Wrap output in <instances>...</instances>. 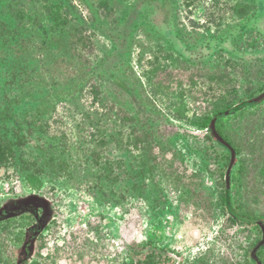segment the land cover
<instances>
[{"label":"rangeland","instance_id":"374dc122","mask_svg":"<svg viewBox=\"0 0 264 264\" xmlns=\"http://www.w3.org/2000/svg\"><path fill=\"white\" fill-rule=\"evenodd\" d=\"M73 2L66 54L80 51L70 58L79 79L81 63L100 70L110 48L108 35L132 10L135 17L121 29L111 57L122 86L113 99L91 76L76 90L53 92L43 122L22 149L5 138L12 152L0 163V209L11 212L7 205L14 201L16 208L35 203L47 213L42 224L37 219L41 239L33 238L30 246L28 235L23 248L29 245L36 264H134L153 246L180 254L186 264H243L244 232L229 239L231 223L215 211L229 153L207 137L180 134L194 115L264 90V16L256 13L251 22H242L234 9L239 0ZM142 110L153 116L136 115ZM159 115L174 126L169 137L181 153L178 161L169 145L151 140ZM220 128L241 156L242 167L233 170V185L241 193L235 206L264 218V102L224 120ZM16 131L0 126L4 137ZM153 165H164L167 172ZM42 197L52 201L53 215L40 206ZM1 211L0 221L13 217ZM54 216L55 224L45 228ZM30 223L26 215L0 228V264H12L8 243Z\"/></svg>","mask_w":264,"mask_h":264},{"label":"trees","instance_id":"16d2710c","mask_svg":"<svg viewBox=\"0 0 264 264\" xmlns=\"http://www.w3.org/2000/svg\"><path fill=\"white\" fill-rule=\"evenodd\" d=\"M121 1L127 2L129 0ZM243 1L244 3L240 5V8L234 7V9L240 10L239 13L243 16L242 22H251V18L256 13H262L264 16V0H259L258 5L250 0ZM102 5L101 2L99 6ZM73 10H76L73 0H0V126L11 125L12 130L19 129V132H12L9 136L0 135V163L7 154L12 152V147L6 143L5 138H11L16 143L14 147L22 149L25 141L32 137V131L40 126L42 121L40 113H43L48 106L44 100L39 104L36 111L29 108L30 110L16 115L17 107L22 103V99L33 97L35 89H43L48 84V89L59 93L60 87H65V84L69 86L73 80L70 59L62 60V62L70 63L63 70L52 68L54 65L62 66L55 59L68 56L66 54L69 47L68 31L70 25H74L71 18ZM131 15L132 10H129L121 20L122 23L114 24L115 34L109 39L113 45L117 43L118 32L129 23L128 19ZM103 30H105V25ZM60 49L63 51H58ZM57 75L62 78L66 76V79L60 82L56 79ZM87 77L88 75L83 72L81 78ZM107 79L109 81L103 82V87L107 89L109 95L116 99L117 95L112 91V88L117 81L115 77ZM75 86L76 84L73 85V87ZM233 103L234 101L215 104L209 113L203 116L194 115L188 119V126L195 130L207 129L211 119L227 110ZM245 111L237 113L232 118H226V120L237 118ZM136 115H141L142 118L153 116L146 110L139 111ZM160 119V115L154 116V124L159 129L156 130L155 125L152 127L151 140L169 145L172 148L171 130H169L171 128L168 125L157 123ZM222 122H224L222 118L218 119L216 129L229 143L225 133L220 128ZM25 128L29 132L23 135L21 131L25 132ZM39 151L44 152L40 149ZM238 163L241 168V160H238ZM161 167L162 165H156L154 168L162 170ZM187 197L192 198L193 194H189ZM221 201H224L223 197H221ZM262 262L264 264V261Z\"/></svg>","mask_w":264,"mask_h":264},{"label":"flooded vegetation","instance_id":"af4514ba","mask_svg":"<svg viewBox=\"0 0 264 264\" xmlns=\"http://www.w3.org/2000/svg\"><path fill=\"white\" fill-rule=\"evenodd\" d=\"M129 1H131V0H129ZM240 2H241L240 5L242 3H244L243 0H240ZM127 12H126V14H127ZM134 17L135 16H133V14H132L131 17L128 19L129 20V23L132 22V20L134 19ZM256 17L257 16L255 15V17L253 19H255ZM123 18H124V16L121 17V20ZM111 21L113 22V19H111ZM112 22H110V24H113ZM120 23H122V22L120 21ZM95 27H97V26H95ZM119 33H120V31L118 32V34ZM112 35H113V33H110L108 35V40L110 39V37ZM109 42H110V40H109ZM115 47H116V44L113 45V43L110 42V48H109L108 54H107L106 58L104 59L103 63L101 61V68H100V70H99V67L97 65L96 66H97L98 69L97 70H93V68L90 67L86 63H81L80 64V71H81L80 72V76H82V73L83 72H85V74L88 75V77L85 78V79H82V78L79 79V78H77V73H76L74 67H72L70 65V67L73 69V71H72L73 72L72 73L73 74V80L69 84V86H66V84H65V87L64 86L60 87V89H59L60 92L59 93H56L55 90L52 91V90L48 89L49 84H48V86L44 87L43 89H35V92H34V96L33 97H26V98L22 99V103L28 102L27 104L29 105V107L26 110H30L29 108H32V111H36L37 108H38V106H39V104L42 101L46 100V103L48 101H51V97L52 96H50L49 94H53V92L55 94H60L65 89H67V90L68 89L69 90H74V88L78 89L80 87V85L83 83V81H85L86 79H89L91 76L92 77H95V81L98 80L99 87H101L103 90H105L107 92V94H108V91H107L106 88L103 87V84H104L103 82L109 81L107 78L111 79L112 77H115V80L117 82L114 84V88H112V91L116 93L115 90L117 89V86H119V85L122 86V82H121L122 79H121L120 73H116V72H118V70H117L118 69L117 64H115L114 66H112V63H111V57H112L111 55L114 53L113 51H114ZM74 53H75V55L76 54H80V51L77 49V50L74 51ZM74 56L72 55V56L69 57V55H68L66 58H58V60L60 61L61 65H62L60 70H62L64 67H66L65 66L66 63L65 62H62V60L63 59H70L71 57H74ZM109 63H110V65H109ZM67 64L69 65L70 63H67ZM87 65L89 66V68L87 67ZM58 77H59V75H57V78H56L57 80H58ZM65 79H66V76H64L63 78H61L58 81L62 82ZM74 84H76L75 87H73ZM92 88H94V87H92ZM261 93H259V94H261ZM37 94H39V95H37ZM44 94H46V95H44ZM259 94H257L256 96H258ZM109 96H111V98L115 99L112 95H109ZM255 97H253V98H255ZM253 98H251V99H253ZM34 99H36V100H34ZM251 99H248V100H251ZM248 100H246V101H248ZM246 101H243V102H246ZM243 102H240V103H243ZM262 102H264V100ZM262 102H260V103H262ZM240 103L232 104L231 107H229L224 112L230 110L232 107H234V106H236V105H238ZM259 104L249 105L248 107L251 108V109H255L256 107L259 106ZM248 107H246V108H244V109H242L240 111H237V112L233 113L232 115L222 117V119L223 120H226V118H229V117L232 118L237 113H239V112H241L243 110H246ZM224 112H222V113H224ZM43 114L44 113H40V118L42 120L41 123L43 122V119H44V115ZM219 114H221V113H219ZM217 121H216V123H217ZM159 123H161L162 125L165 124V125L170 126L171 129H169V130H171V131L174 132V129H173L174 126L172 124L166 123L165 121H162V120H160ZM216 123H215V130H216L217 134L234 150V153H235V164L232 167L231 173H230V189H229V194H228L229 195L230 207H231V209L233 210V212L236 215H238L240 217L247 218V219H251V220H259V221H262L263 224H264V218L263 217L258 216V215H247V214H245L243 212L240 213V212H238V209L235 206L236 205L235 200L240 197V194L241 193H240V190H239L238 186L237 185L236 186L233 185V179L235 180V173H234L233 170H234V167L236 168V166L239 164L238 163V160L240 161L241 156H238V151L231 144V142L229 141V143H228V141H226V139L224 137H222L218 133V131L216 129ZM209 125H210V123H209ZM209 125H208L207 129H204V130H195V129H192V128L188 127V129L185 130L182 134H180L179 132H175V134L176 135L177 134H180V136H183L184 135L186 137H198V136H202V137H205V138L207 137V139H209L211 142H213L216 145L220 146L221 148H223L224 150H226L229 153V163L227 165V168H228V166L230 164V156H231L230 155V151L227 148H225L224 146H222L221 144H219L218 142H216L212 138V136L210 135V132L208 130ZM36 129L37 128L34 129V132H36ZM198 134H200V135H198ZM174 142H176V141L174 140ZM172 150L175 153L174 155H177V156H175L176 160L177 161L180 160V157L179 156H181V153L179 151H178L179 152L178 153L173 147H172ZM53 156H56V155H53ZM227 168H226V170H227ZM160 169H162V171H166L167 172V167H165L164 165ZM182 169H184L183 166H182ZM225 174H226V171H225L224 176H223V193L217 199V206H216V210L215 211H220V213L222 215L221 217L224 216L225 219L231 223V225L229 226V230L230 231L228 233H226V231H224L227 234V236L229 237V239H232L233 236H235L236 234L240 233L241 231L244 232L243 240H244V244H245V255H247V261L245 262V260H244V263L243 264H256L251 259L250 254H251L252 249L262 239L261 229L256 224H249V223L241 222V221L235 220L234 218H232L229 215V213H228V211L226 209V205H225V193H226ZM183 175H186V174L184 173ZM153 182H154V185H155L156 181L153 180ZM176 184H178V182ZM221 197H223V200H224L223 202L221 201ZM45 200H47V201H45ZM0 205H1V203H0ZM7 206L9 208H11V212H8L5 208H3V209H0V210H4V211H1V213H5V214H8V215L13 214V217L8 218V219H6L4 221H0V228L1 229H3L2 228L3 225L5 223H7L8 221H10V220H16L18 218L25 217L26 215L29 216V218L31 219V223L29 225H26V227L24 229L22 228L23 225H21V226L17 225V228L18 229L19 228H22V230H24V231H22V233H21V235H20V237L18 239L16 238V241H14L13 243H8L9 244V250H11L12 251V254H14V256H12V260H13L12 264H36V258H34V256H32V254L30 253V247H29V245L31 246V241H32L33 238H35V242L37 240H40L41 239V236L43 235L44 231H42L41 233L38 234L37 228H38V230L41 229L39 223L42 224L44 222V220L42 218L45 217L47 213L45 211H43V209H41L38 206H36L35 203L34 204H25V206L23 208L21 206L18 207V208H16L18 206V202H14L13 201L11 203H8ZM40 206L48 207V210L50 212V215H53L54 214L55 209H54L53 203L47 197H45V198L42 197L41 198V200H40ZM36 208H38L37 211H36ZM25 210H29V211H25ZM55 216H56V213H55ZM55 216L53 217V219L51 218L50 223L45 228H47L49 226L51 228V225H50L51 223H54L55 224V221H56V217ZM37 219L40 221L39 223H37V221H38ZM14 227L16 228V226H13V228ZM236 227H237V229H235ZM5 229H8V227L5 228ZM248 230H250L251 233H249ZM221 232H222V230H221ZM230 232H232V233H230ZM30 233H32V235ZM254 233H255V235H253ZM28 235H29L30 243H28V240H29L28 239L26 243H28L29 245L26 244L27 246L25 245V248H23L24 243H25V238L28 237ZM249 235H251L250 240H249ZM257 235H259V240L256 239L257 238ZM152 248H153L152 251H150V253L145 256L144 260L142 259V260H140V261H138V262H136L134 264H186V261L182 258V256L180 254L177 255L176 253L169 252V251L168 252H164V251H161V249H157L159 247L156 248L155 246H153ZM24 249L26 251L25 256L23 258L18 259V255L25 252ZM261 252H263V254H264V245H263V247L261 249H259L256 252L257 258L263 264L262 261H264V259L263 258L262 259L259 258V254ZM184 257H186V256H184Z\"/></svg>","mask_w":264,"mask_h":264},{"label":"water","instance_id":"95a60500","mask_svg":"<svg viewBox=\"0 0 264 264\" xmlns=\"http://www.w3.org/2000/svg\"><path fill=\"white\" fill-rule=\"evenodd\" d=\"M264 100V91L259 94L258 96H256L255 98L248 100L246 102L240 103L234 107H232L230 110L218 114L216 116L213 117V119L210 122L209 125V132L210 135L212 136V138L218 142L219 144H221L222 146H224L225 148H227L230 151V164L226 170V174H225V183H226V193H225V205H226V209L229 213V215L234 218L235 220L241 221V222H245V223H249V224H256L260 227L261 232H262V239L261 241H259V243L252 249L251 251V259L256 263V264H262L260 262V260L257 258L256 256V252L261 249L264 245V224L262 221L259 220H251V219H247L244 217H240L238 215H236L233 210L230 207V202H229V189H230V173H231V169L235 164V153L234 150L217 134L216 130H215V123L219 118L225 117V116H229L232 115L233 113L240 111L246 107H248L249 105H255V104H259L260 102H262Z\"/></svg>","mask_w":264,"mask_h":264}]
</instances>
